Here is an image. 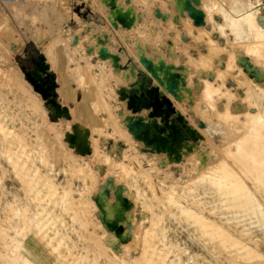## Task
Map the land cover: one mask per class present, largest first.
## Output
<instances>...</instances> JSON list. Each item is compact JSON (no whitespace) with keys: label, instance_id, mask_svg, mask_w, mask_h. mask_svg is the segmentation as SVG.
Wrapping results in <instances>:
<instances>
[{"label":"rangeland","instance_id":"374dc122","mask_svg":"<svg viewBox=\"0 0 264 264\" xmlns=\"http://www.w3.org/2000/svg\"><path fill=\"white\" fill-rule=\"evenodd\" d=\"M234 1L60 0L66 11L58 7L54 18L52 1L46 0L43 15L18 23L6 0H0L4 16L0 15V118L7 115L0 124V264H23L25 258L34 264L22 242L23 235L33 240L37 233L48 253L45 264H124L119 257L136 259L135 264H264V108L254 99L257 92L264 97V91L255 92L241 66L245 55L264 63V32L251 31L247 38V33L237 34L224 25L225 15L236 13ZM189 4L200 10L198 22L189 16ZM262 6L255 15L263 27ZM222 57L228 68L239 69L238 82L245 95L236 113L229 108L220 112L216 105L228 89L214 86L206 71H195L211 65L217 69ZM185 76L195 77L196 89L204 83V105L197 103L193 111L186 98L190 90L182 83ZM48 87L52 90L45 91ZM119 89L130 91L125 104L118 99ZM138 102L146 107L130 115L145 125L144 138L129 126L132 116L119 117L124 105ZM156 103L168 112L150 115L148 110ZM192 114L197 119L190 118ZM174 125L179 132L167 148L150 145ZM75 127L85 131L81 142L71 139ZM40 131L44 134L38 140ZM15 141L16 150L25 145L33 158L27 166L42 176L40 180L48 175L51 190H57L53 198L68 204L44 205L52 198L46 185L31 199L23 179L1 152L12 142L15 147ZM46 147L55 156L51 158ZM120 162L130 163L142 175L143 170L150 173L151 182L137 174L133 184ZM194 176L199 179L193 191L175 195V204L166 199L169 184L191 186ZM37 199L41 212L35 214ZM35 216L48 221L36 226ZM109 234L116 236L115 242Z\"/></svg>","mask_w":264,"mask_h":264},{"label":"bare ground","instance_id":"6f19581e","mask_svg":"<svg viewBox=\"0 0 264 264\" xmlns=\"http://www.w3.org/2000/svg\"><path fill=\"white\" fill-rule=\"evenodd\" d=\"M50 1V0H49ZM52 1V3L49 5V6H51V7H53L52 9H51V13H52V16L51 17H54V18H56L57 16H58V12H57V9H58V7L59 8H61V9H63L62 10V12H64V11H66V7L65 8H63V5H61V3L63 2H61L60 3V0H59V2H58V0L56 1V0H51ZM192 1H194V0H192ZM195 1H197V0H195ZM200 1H202V0H200ZM260 1V0H259ZM45 2H46V0H6V2H4V4H6V6H7V8L10 10V12L15 16L14 17V19H16V18H18V23H19V21L20 20H22V21H24V22H28V21H30L31 20V22L33 21V18L34 17H37V16H39L38 14H40L41 12L42 13H44L43 11H44V5H46L45 4ZM188 2V1H187ZM212 2V1H211ZM216 2H217V0H216ZM215 2V3H216ZM230 1H228L227 2V5H229L228 3H229ZM254 2V1H253ZM258 2V1H257ZM191 3V2H190ZM194 3V2H193ZM198 3V2H197ZM213 3V2H212ZM221 3V2H220ZM234 7H235V15H233L232 13V15L230 16H227V15H225V24L224 25H226V26H228V27H230L231 28V30H233L234 32H236L237 34H241V33H247L248 34V36H247V38L249 37V33L251 32V31H257L258 33H260L261 35H262V33L264 32V26L262 27V26H260L259 25V23H257V16L255 15L256 13H255V10L257 11L258 10V8H259V6L261 7L262 6V4L264 5V3H258V4H253L252 3V1H249V0H235L234 1ZM204 4V3H203ZM214 4V3H213ZM217 4V3H216ZM47 6V5H46ZM61 6V7H60ZM65 6V5H64ZM189 6V7H188ZM231 6V5H230ZM229 6V7H230ZM203 7H204V5H203ZM216 7V6H215ZM263 7V6H262ZM201 8H202V6H201ZM206 8V7H205ZM219 7H217V9L216 10H219L218 9ZM224 8V7H223ZM233 7L231 6V9H232ZM187 9H188V14H189V16L192 18V20L193 21H195V22H198L199 20H200V18H199V15H200V10H198V8H197V6H196V4H189V5H187ZM212 10V9H211ZM215 10V9H214ZM204 11V10H203ZM229 11H230V9H229ZM259 11V10H258ZM61 12V15H63V13ZM182 12V11H181ZM210 12V11H209ZM214 12H216V11H214ZM220 12V11H219ZM218 12V13H219ZM233 12H234V8H233ZM2 13V12H1ZM41 13V14H42ZM66 13V12H65ZM64 13V14H65ZM4 14V13H3ZM184 14H185V12H184ZM204 14H205V11H204ZM217 14V13H216ZM1 15V14H0ZM43 15V14H42ZM51 15V14H50ZM186 15V14H185ZM221 15V14H220ZM2 17H4L3 15H1ZM0 16V18H2ZM6 16V15H5ZM56 16V17H55ZM207 16H209L208 14H207ZM63 17V16H62ZM186 17V16H185ZM188 17V16H187ZM13 18V17H12ZM41 18V17H40ZM204 18V17H203ZM4 19H6V18H4ZM20 19V20H19ZM189 19V18H188ZM1 20V19H0ZM7 20V19H6ZM186 20V19H185ZM2 21V20H1ZM16 21V20H15ZM3 22V21H2ZM2 22H0V23H2ZM186 24V23H185ZM24 25V24H23ZM83 25V24H82ZM27 26V25H26ZM33 26V25H32ZM191 27V26H190ZM192 28V27H191ZM29 30V29H28ZM13 34V33H12ZM23 34V33H22ZM252 35V34H251ZM264 35V34H263ZM34 36V35H33ZM35 36H37V35H35ZM40 36V35H39ZM72 37V36H71ZM78 37V41H79V39H82V38H79V36H77ZM12 38V37H11ZM14 39V38H13ZM35 39L36 40H40V39H38L37 37H35ZM70 39V38H69ZM72 39H73V37H72ZM23 40V39H22ZM101 40V39H100ZM17 38L15 39V40H13V46L15 47V48H17ZM41 41V40H40ZM23 42H20L19 43V45H18V48H20V46H21V44H22ZM262 43V42H261ZM260 43V44H261ZM259 47V46H258ZM88 48V47H87ZM92 49V47H90L89 46V48H88V50L89 49ZM262 48V47H261ZM76 49V48H75ZM105 49V48H104ZM96 50V49H95ZM94 50V51H95ZM98 50L99 49H97V51H96V53L98 52ZM92 51V50H91ZM101 51V50H100ZM93 52V51H92ZM102 53H104V51L102 52ZM106 53V52H105ZM108 54V53H107ZM87 56V55H86ZM102 55H100L99 54V57H101ZM105 56V55H104ZM105 58V57H104ZM102 59H103V57H102ZM99 60V59H98ZM101 60V59H100ZM95 62V61H94ZM40 72V71H39ZM12 73V72H11ZM3 74V73H2ZM13 74V73H12ZM8 75V74H7ZM5 76H6V74H5ZM6 77H9V80H10V78L12 77H10L9 75L8 76H6ZM5 77V78H6ZM8 79V78H7ZM21 79V78H20ZM97 79V78H96ZM3 81V80H2ZM11 81H12V78H11ZM14 81L15 80H13L12 82L14 83ZM8 82V81H7ZM10 82V81H9ZM15 83H17V82H15ZM19 83V82H18ZM11 85V84H10ZM14 86V85H13ZM12 86V87H13ZM10 88V87H9ZM20 88V87H19ZM49 90H52V87H48V88H45V91H49ZM117 96H118V99L123 103V104H125V102H127V99H128V95H129V93H130V91L129 92H125V90H123V89H119L117 92ZM117 98V97H116ZM123 98H124V100H123ZM148 99V98H147ZM31 100V99H30ZM149 100V99H148ZM106 103V102H105ZM151 103V102H150ZM158 103H159V100H158ZM36 104V103H35ZM163 104V103H162ZM107 105V104H106ZM154 105V106H153ZM32 106V105H31ZM140 106H142V107H146V106H144V105H142L141 104V102H138L135 106H129V105H127L126 104V106L124 105V108H123V111L122 112H120L119 113V117H123V116H126V117H128V118H130L132 115H130V113L131 112H134V111H136ZM103 107V106H102ZM107 109V108H106ZM110 109V108H109ZM162 109V108H161ZM160 108H159V106H158V104L156 103V104H152V106H150V108H149V110H148V113L150 114V115H158V114H160V113H167L168 112V108H167V111H165V109L162 111ZM40 113V112H39ZM7 115L5 114V113H3V114H1V118H0V124L2 123V122H4V117H6ZM165 116H166V114H165ZM41 118H42V116H40ZM40 118V119H41ZM44 118H45V116H44ZM135 117L134 116H132V120H130V124H129V126H131V128H132V131H133V133L135 134V135H137V136H141L142 138H144L145 136H146V129H145V125L140 121V119H134ZM3 120V121H2ZM45 120V122H46V119H44ZM41 121H42V119H41ZM164 121H165V119H164ZM66 122V121H65ZM166 122H167V120H166ZM47 123V122H46ZM169 123V122H168ZM257 123V122H256ZM253 124V123H252ZM251 124V125H252ZM169 125H171V124H169ZM254 125H255V123H254ZM260 125V124H259ZM53 126V125H52ZM55 126V125H54ZM256 126V125H255ZM254 126V127H255ZM5 127V126H4ZM24 127V126H23ZM44 127H45V125H44ZM48 127H49V125H48ZM58 127V126H57ZM253 127V128H254ZM1 128V127H0ZM3 128V127H2ZM49 128H52V127H49ZM54 128V127H53ZM251 128H252V126H251ZM250 128V129H251ZM8 129H10V128H7V130ZM17 129V128H16ZM57 129H59V128H57ZM170 131L168 132V133H166V134H161V135H159L158 136V138L159 139H161V140H152L151 141V144L150 145H152V146H156V147H160L161 149H163V148H167V146L170 144V142L173 140V138H175V136H176V130L178 129H175V125H174V128H172V127H170ZM12 130V129H11ZM53 130V129H52ZM55 130V129H54ZM252 130V129H251ZM18 131V130H17ZM42 131V130H41ZM39 132V133H37L36 132V135H38L39 137L37 138L38 140H39V138L40 137H43V132ZM47 131H49V130H47ZM56 131V130H55ZM57 132H58V130H57ZM56 132V133H57ZM178 132H179V129H178ZM252 132V131H251ZM59 133H60V130H59ZM2 134H6V133H2ZM1 134V135H2ZM9 134V133H8ZM11 135H15V134H13V130L11 131V133H10ZM9 134V135H10ZM8 135V136H9ZM52 136H51V138L53 137V138H55L54 136L55 135H53V133L51 134ZM18 136V135H17ZM84 136H85V131H83V128H78V127H75L74 128V130H73V134H72V136H71V139H72V141L74 140V141H76V142H81V139L83 140V138H84ZM3 137V136H2ZM4 137H6V136H4ZM57 138H60L58 135L56 136ZM62 137V136H61ZM241 137V136H240ZM157 138V139H158ZM24 139V138H23ZM36 139V140H37ZM56 139V138H55ZM54 139V140H55ZM61 139V138H60ZM145 139H147V138H145ZM144 139V140H145ZM3 141V140H2ZM18 141H20V140H18ZM23 141V140H22ZM24 141H25V139H24ZM42 141V140H41ZM57 141V140H56ZM239 141V140H238ZM244 141V140H243ZM21 142V141H20ZM43 142L45 143V141L43 140ZM146 142L147 143H150L149 141H147L146 140ZM255 142V141H254ZM260 142H262L261 140H260ZM3 143V142H2ZM5 143V142H4ZM3 143V144H4ZM15 143H16V146L15 147H13V144H14V142H12V143H10L9 145H8V148H5L3 151H1L4 155L3 156H5L6 157V159H7V162H9L11 165H12V167L15 169L14 171L16 172V176L21 180V179H23V181L22 182H24V186L26 187V190H27V193H28V195L31 197V199H32V197H36V196H38L39 194H41L42 192H43V189H44V185H46V186H48L49 188V192H50V194L52 195V198L51 199H48V201H46V203H44V205H46V204H48V203H51V204H53V206H57V205H59V206H65L66 204H68V202L69 201H65V200H57V199H54L53 198V196L54 195H56V193H57V190H51V189H54V188H51L52 187V184L50 183V181L48 180V178H47V176L48 175H46L45 177H44V181L43 180H40V179H42L41 177L42 176H38V174H37V171L35 170H31L28 166H27V164H28V162H32V157H30V154H28L27 153V150L25 149L26 147H25V145L21 148V150H16V147L19 145H17V141H15ZM39 144H40V142H38ZM257 143V142H256ZM21 144H22V142H21ZM39 144H38V146H39ZM260 144V143H259ZM15 145V144H14ZM23 145V144H22ZM43 145V144H42ZM61 145H63V144H61ZM65 145V144H64ZM258 145V144H257ZM37 146V147H38ZM44 146V145H43ZM59 146V145H58ZM229 146V145H228ZM232 146V145H231ZM234 146V145H233ZM258 146H260V145H258ZM36 147V148H37ZM40 147V146H39ZM38 147V148H39ZM248 147V146H247ZM40 148H42V146L40 147ZM221 148V147H220ZM226 148V147H225ZM255 148V147H254ZM253 148V149H254ZM43 149V148H42ZM45 149V151L47 152V154L52 158L53 156H55V153H54V151L51 149V148H49V147H46V148H44ZM244 149V148H243ZM33 150V149H32ZM83 150L84 151H86V149L85 148H83ZM96 150V149H95ZM94 150V151H95ZM98 150V149H97ZM39 151H40V149H39ZM44 151V150H43ZM42 150L40 151V153L41 152H43ZM93 151V150H92ZM246 151H247V149H246ZM250 151V150H249ZM221 152V151H220ZM256 152V151H255ZM40 153H39V155H40ZM96 153H97V151H96ZM144 153V152H143ZM72 154V153H71ZM95 154V153H94ZM264 154V153H263ZM96 155V154H95ZM222 155V154H221ZM68 156V155H67ZM73 156V155H72ZM93 156V155H92ZM99 156V155H98ZM75 158H78V157H76V156H74ZM73 157V158H74ZM96 157V156H95ZM39 158L41 159V160H44V157H43V154H41L40 156H39ZM64 158V157H63ZM72 159V161H77L78 163H79V160L78 159ZM81 158V157H80ZM79 158V159H80ZM93 158V157H92ZM94 159V158H93ZM223 159V158H222ZM256 159V158H255ZM40 160V161H41ZM121 160V159H120ZM220 160V159H219ZM150 161V160H149ZM218 161V160H217ZM225 161V160H224ZM33 163V162H32ZM152 163V162H151ZM150 163V164H151ZM199 163H201V160H200V162ZM221 163H223L222 161H221ZM30 164V163H29ZM202 164V163H201ZM204 164V163H203ZM202 164V165H203ZM217 164V163H216ZM215 164V165H216ZM228 164V163H227ZM33 165V164H32ZM87 165V164H86ZM85 165V166H86ZM92 165V164H91ZM200 165V164H199ZM211 165V164H210ZM214 165V166H215ZM220 166V165H219ZM151 167H152V165H151ZM154 167V166H153ZM217 167H218V165H217ZM224 167V166H223ZM226 167H228L227 165H226ZM232 167V166H231ZM149 168V167H148ZM155 168V167H154ZM215 168V167H214ZM219 168V167H218ZM249 168V167H248ZM120 169H122V170H124V173L126 172V173H128V175L132 178V180H133V184L136 182V177H137V174L139 175V174H141V173H139V172H137V170L135 169V168H133V166L129 163V164H125V163H123V162H120ZM193 169V168H192ZM206 169H207V167H206ZM225 169V168H224ZM223 169V170H224ZM233 169V168H232ZM242 169V168H241ZM159 170V169H158ZM187 170V169H186ZM186 170H184V171H186ZM208 170V169H207ZM222 170V169H221ZM234 170V169H233ZM49 171V170H48ZM47 171V172H48ZM139 171V170H138ZM162 171V170H161ZM229 171V170H228ZM232 171V170H231ZM197 172V171H196ZM201 172H203V171H201ZM156 173V172H155ZM208 173H210V172H208ZM207 173V174H208ZM198 174V173H197ZM205 174H206V171H205ZM217 174V173H216ZM215 174V175H216ZM223 174H225V173H223ZM227 174V173H226ZM238 174V173H237ZM258 174V173H257ZM90 175V174H89ZM127 175V174H126ZM142 175V174H141ZM140 175V177H144L146 180H147V183H149L148 181H150L151 182V178H150V173H148V172H145L144 170H143V175L141 176ZM165 175V174H164ZM199 175V174H198ZM201 175V174H200ZM261 175V174H260ZM167 176V175H166ZM224 176V175H223ZM198 177H200V176H198ZM213 177V176H212ZM240 177V176H239ZM261 177V176H260ZM88 178V177H87ZM91 178V177H90ZM229 178H230V175H229ZM242 178V177H241ZM263 178V177H262ZM197 179H199V178H197V177H195L194 176V179H192L191 181H190V183H192L191 184V186L189 185V186H186V185H182L181 186V184H176V183H172V184H169V188L168 189H170V190H167L166 191V199H168V200H171V201H174V204L176 203V201L178 200V198L177 197H175V195H179V194H182V193H185L186 191H193V189H194V186H192V185H194L195 184V182H196V180ZM234 179V178H233ZM143 180V179H142ZM221 180V179H220ZM231 180V179H230ZM189 181H188V184H190L189 183ZM227 181V180H226ZM236 181V180H235ZM187 182V181H186ZM223 182H225V181H223ZM230 182V181H229ZM237 182V181H236ZM194 183V184H193ZM226 183V182H225ZM153 184V183H152ZM233 183H231V185H232ZM235 184V183H234ZM227 185V184H226ZM236 186H237V184H236ZM108 187V186H107ZM117 187V186H116ZM229 187H231L230 186V184H229ZM241 187V186H240ZM240 187H239V189H240ZM24 188V187H23ZM109 188V187H108ZM107 188V189H108ZM225 189H227V188H225ZM137 191H138V188L136 189ZM103 191V190H102ZM121 191V190H120ZM238 191V190H237ZM119 192V191H118ZM123 192H124V196H125V193H126V189L125 188H123ZM136 192V191H135ZM25 193V192H24ZM103 193V192H102ZM114 193H115V190H114ZM226 193V192H225ZM46 195H48L47 193H45ZM62 194H65V191H63L62 192ZM118 194V193H117ZM135 194H137V193H135ZM143 194V193H142ZM163 194V193H162ZM41 196V195H40ZM118 196H116V198H117ZM122 197V196H121ZM128 198V197H127ZM121 199H123V198H121ZM176 199V200H175ZM76 200H77V198H76ZM125 200V199H124ZM127 200V199H126ZM36 202L34 203V209L35 210H37V212L35 213V214H37V213H39V212H41V209L38 207L39 206V204H40V202L38 203V199L37 200H35ZM44 201V200H43ZM71 201V200H70ZM170 201V202H171ZM101 202V203H100ZM100 202H98V204H101V206H102V201H100ZM109 202V201H108ZM115 202H116V200H115ZM118 202V201H117ZM66 203V204H65ZM94 203V202H93ZM106 203H107V201H106ZM123 203V202H122ZM121 203V204H122ZM161 203V202H160ZM41 204H42V202H41ZM104 204H105V202H104ZM128 204V202L126 203V205ZM43 205V206H44ZM119 205V204H118ZM123 205V204H122ZM40 206H42V205H40ZM117 206V205H116ZM121 206V205H120ZM125 206V205H124ZM178 206H179V204H178ZM182 206V205H181ZM240 206V205H239ZM106 207V206H105ZM107 207H109V206H107ZM180 207V206H179ZM38 208H39V210H38ZM113 208V207H112ZM122 208H123V206H122ZM25 209V208H24ZM76 209H78V207L76 208ZM103 209V208H102ZM108 209V208H107ZM106 209V210H107ZM184 210H186V208H183ZM190 209V208H189ZM15 210V209H14ZM44 210H46L45 209V206H44ZM65 210V209H64ZM123 210V209H122ZM39 211V212H38ZM73 211V210H72ZM117 211V210H116ZM145 211H146V209H145ZM22 212V211H21ZM21 212H19V213H21ZM110 212V211H109ZM24 213V212H23ZM34 213V212H33ZM82 213V212H81ZM117 213V212H116ZM123 212H121V214H122ZM44 215H46V213L44 212L43 213ZM121 214H120V216H121ZM107 215H110V214H107ZM106 215V216H107ZM112 215V214H111ZM179 215V214H178ZM82 216V215H81ZM119 215H118V217H120ZM111 217V216H110ZM122 217V216H121ZM120 217V219H122ZM193 217V216H192ZM192 217H191V219H192ZM45 218L46 217H44V222H43V220H42V216H40V218L38 219L36 216L33 218V221H34V224L37 226V225H43V224H45V221H48V220H45ZM48 218H49V216H48ZM51 218V217H50ZM49 218V219H50ZM74 218V217H73ZM115 218H116V220H117V217L115 216ZM160 218V217H159ZM195 218V217H194ZM47 219V218H46ZM112 218H110V220H111ZM25 220V219H24ZM114 220V219H113ZM85 221V220H84ZM83 221V222H84ZM118 221V220H117ZM200 221H202V219L200 220ZM204 221V220H203ZM114 222V221H113ZM113 222H111L112 223V225H113ZM116 222V221H115ZM114 222V223H115ZM96 223H98V222H96ZM106 223H108L107 221H106ZM105 223V224H106ZM109 223H110V221H109ZM201 223V222H200ZM95 224V223H94ZM104 224V223H103ZM119 224V223H118ZM213 224V223H212ZM26 225V224H25ZM97 225V224H96ZM98 225H99V223H98ZM193 225V224H192ZM205 225V224H204ZM49 226V225H48ZM109 226H111L110 224H109ZM115 226H116V223H115ZM207 226V225H206ZM209 226H213V225H209ZM47 227V226H46ZM93 227H95V226H93ZM215 227V226H214ZM121 228V227H120ZM119 228V226H118V228L116 227L114 230H116V229H120ZM204 228H205V226H204ZM210 228V227H209ZM123 229V228H122ZM148 229V228H147ZM25 230V229H24ZM109 230V229H108ZM127 230V229H126ZM137 230V229H136ZM220 230V229H219ZM9 231V230H8ZM115 232H117V231H115ZM21 233V232H20ZM37 233V232H36ZM35 233V234H36ZM118 233H119V231H118ZM147 233H148V231H147ZM153 233V232H152ZM38 234V233H37ZM37 234H36V236H37ZM42 234V233H41ZM115 234V233H114ZM205 234V233H204ZM221 234H222V232H221ZM225 232L223 233V235L225 236ZM228 234V233H227ZM227 234H226V236H227ZM21 235V234H20ZM40 235V234H39ZM57 235V234H56ZM93 235V234H92ZM100 235V234H99ZM108 235V234H107ZM123 235H124V233H123ZM218 235V234H217ZM51 236V235H50ZM58 236V235H57ZM109 236H110V234H109ZM152 236V235H151ZM216 236V235H215ZM225 236V237H226ZM95 237V236H94ZM213 237V236H212ZM220 237V236H219ZM222 237V236H221ZM23 238L25 239V237H24V235H23ZM224 238V237H223ZM234 238V237H233ZM9 239V238H8ZM33 239V238H32ZM144 239V238H143ZM228 239V238H227ZM235 239V238H234ZM10 240V239H9ZM48 240V239H47ZM50 240H51V237H50ZM110 240H111V243H112V241H114L115 242V240H116V236L115 235H111L110 236ZM45 241V240H44ZM95 241V240H94ZM100 241V240H99ZM227 241V240H226ZM228 241H229V239H228ZM230 241H233L234 242V240L233 239H230ZM46 242V241H45ZM51 242V241H50ZM219 242H221V241H219ZM222 242H224V240L222 241ZM23 243V242H22ZM225 243H227V242H225ZM47 244V243H46ZM236 244V243H235ZM7 245V244H6ZM19 245H21V242H20V244ZM18 245V246H19ZM109 245V244H108ZM124 245V244H123ZM125 246V245H124ZM155 246V245H154ZM47 247V246H46ZM49 247H52V246H49ZM108 247V246H107ZM243 247V246H242ZM19 248H20V246H19ZM23 248V247H22ZM22 248H20V249H22ZM48 248V247H47ZM56 248V247H55ZM19 249V250H20ZM45 249V248H44ZM48 249H50V248H48ZM53 249V248H52ZM129 249V248H128ZM147 249V248H146ZM245 249H246V247H245ZM110 250H111V253L114 255V256H117V251H114L113 250V248H111V246H110ZM120 250V249H119ZM151 250V249H150ZM54 251V250H53ZM125 251V250H124ZM11 252H13V251H11ZM16 252H18V251H15V253ZM104 252V251H103ZM15 253H14V256H15ZM50 253V252H49ZM125 253V252H124ZM146 253V252H145ZM21 254V253H20ZM19 254V255H20ZM57 254H59V253H57ZM144 254V253H143ZM16 255H18V253H16ZM22 255H24V254H22ZM48 255V254H47ZM50 255V254H49ZM11 256H12V254H11ZM51 256V255H50ZM49 256V257H50ZM60 256V255H59ZM120 256V255H119ZM137 256V255H136ZM142 256V255H141ZM247 256V255H246ZM20 257V256H19ZM142 257H145V256H142ZM13 258V257H12ZM16 260H18L19 258H16V256L14 257ZM23 258H25L24 256H23ZM259 258V257H258ZM53 259V258H52ZM86 259V258H85ZM140 259V258H139ZM250 259V258H249ZM7 260V259H6ZM26 260H28V258H25V259H23V262H27ZM50 260V259H49ZM129 260H131V259H129ZM135 260L136 259H134V262L133 261H126V260H124V259H120V257H119V261L121 262V263H124V264H135ZM46 261H48V260H46ZM54 261V260H53ZM55 261H57V260H55ZM28 262H30V260L28 261ZM27 262V263H28ZM34 262V261H33ZM119 262V263H120ZM128 262V263H127ZM25 263H23V264H25ZM46 263V262H45ZM48 263H49V261H48ZM47 263V264H48ZM111 264H112V262H110ZM29 264V263H28ZM35 264V263H34ZM51 264V263H50ZM55 264V263H54ZM141 264V263H140Z\"/></svg>","mask_w":264,"mask_h":264},{"label":"crops","instance_id":"0c3cea01","mask_svg":"<svg viewBox=\"0 0 264 264\" xmlns=\"http://www.w3.org/2000/svg\"><path fill=\"white\" fill-rule=\"evenodd\" d=\"M254 1V0H249ZM29 51H32L29 50ZM206 51H204L205 53ZM32 53V52H29ZM207 54V53H205ZM226 57H222V64L218 65L217 69L214 68H200L195 71H206L207 72V80H209L214 86H220L222 90L228 89V92L226 93V96L220 98V100L217 101L216 105L220 112H224L226 108H229V110L232 113L239 112L242 108L241 102L242 98L244 97V91L241 88L242 86L239 85V69H230L226 65ZM245 62L241 64L242 71L247 76V79H249L253 86L256 87L255 92H257V89H262L264 91V63H256L249 56H244ZM208 60V59H207ZM192 71V70H191ZM205 76V75H202ZM220 77V78H219ZM194 76H192L191 79H189L188 76H185L183 83V87L189 88L190 94L188 96L186 95V98L188 99V104L190 105L191 110L193 111L195 108V105L197 103H200V106L203 107L204 105V99H202V90H203V81H201L200 88L196 89V81L194 80ZM218 78V79H217ZM202 79H205L202 77ZM199 94V95H198ZM254 99L256 100V103L264 108V97L260 95V92H257V95H254ZM256 110V109H254ZM252 110V111H254ZM193 113V112H192ZM192 119H197L196 114H192L190 116ZM201 123L204 124V121H201ZM206 127V126H205ZM220 127V126H219ZM218 128V127H217ZM219 129V128H218ZM195 133L200 135L196 129ZM218 135V134H214ZM202 136V135H201ZM33 240H29L28 238L24 239L23 247L24 252L26 255L35 262V264H45V256L48 254L44 250V244L41 243L40 239L36 235H32ZM38 238V241L36 239ZM40 242V243H39ZM48 252V249H47ZM52 257V255H51Z\"/></svg>","mask_w":264,"mask_h":264},{"label":"trees","instance_id":"16d2710c","mask_svg":"<svg viewBox=\"0 0 264 264\" xmlns=\"http://www.w3.org/2000/svg\"><path fill=\"white\" fill-rule=\"evenodd\" d=\"M33 59H35V57H32Z\"/></svg>","mask_w":264,"mask_h":264},{"label":"built area","instance_id":"2783aa9c","mask_svg":"<svg viewBox=\"0 0 264 264\" xmlns=\"http://www.w3.org/2000/svg\"><path fill=\"white\" fill-rule=\"evenodd\" d=\"M254 1H256V0H254Z\"/></svg>","mask_w":264,"mask_h":264}]
</instances>
